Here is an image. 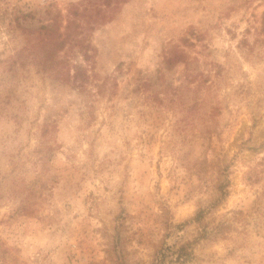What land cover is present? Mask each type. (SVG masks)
I'll return each instance as SVG.
<instances>
[{"label":"rangeland","instance_id":"374dc122","mask_svg":"<svg viewBox=\"0 0 264 264\" xmlns=\"http://www.w3.org/2000/svg\"><path fill=\"white\" fill-rule=\"evenodd\" d=\"M0 264H264V0H0Z\"/></svg>","mask_w":264,"mask_h":264}]
</instances>
